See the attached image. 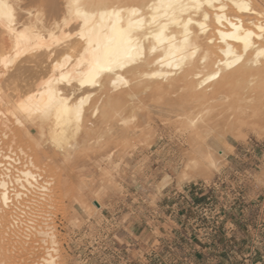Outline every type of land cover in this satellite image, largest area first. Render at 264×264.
<instances>
[{"label": "bare ground", "instance_id": "obj_1", "mask_svg": "<svg viewBox=\"0 0 264 264\" xmlns=\"http://www.w3.org/2000/svg\"><path fill=\"white\" fill-rule=\"evenodd\" d=\"M54 1L47 8L40 3L44 11L15 13L10 0H0V90H7L0 96V249L42 233L51 211L55 180L52 167L44 168L48 150L41 146L77 152L98 127L135 138L141 124L121 125L118 113H135L148 98L161 99L169 115L193 116L229 99L235 88V107L225 111L231 120L245 119L252 113V93L245 89L264 75V0ZM26 84L35 89L22 92ZM33 128L45 135L36 144L42 153L30 152ZM1 253L0 264L14 263Z\"/></svg>", "mask_w": 264, "mask_h": 264}, {"label": "rangeland", "instance_id": "obj_2", "mask_svg": "<svg viewBox=\"0 0 264 264\" xmlns=\"http://www.w3.org/2000/svg\"><path fill=\"white\" fill-rule=\"evenodd\" d=\"M10 1L17 13L21 8L44 11L42 8H47L52 0H46L44 6V0ZM17 62L4 68L5 72L13 71ZM30 72L33 71H25V77L31 76ZM253 82L245 89L251 91L253 98L248 103L252 107H247L252 113L245 119L231 120L227 116L234 106L231 101L237 95L235 88L230 90L232 93L228 91L229 99L208 105L193 116L169 115L161 99L148 98L140 102L135 113H118L119 119L124 115L121 125L141 124L138 135L141 134L134 135L135 138H119L120 131H107L112 139L118 137L112 140L106 130L98 127L96 139L92 135L89 144L85 142L86 146L77 149L78 154L65 153L50 144L46 148L41 146L48 150L47 163L44 162L49 167L44 168L52 167V175L47 173L51 181L55 180V186L51 185L56 187L54 203L47 212L46 223L39 228L42 233L25 236L18 241L19 245L0 249L4 261L264 264V96L257 99L264 93V75ZM24 86L20 90L26 94L31 92L30 88L35 89L32 84ZM6 94L7 90L2 88L0 96ZM101 99L100 107L105 101ZM147 107L162 113L157 111L153 115ZM33 134L35 147L30 152L42 153L36 144L46 140L45 135L36 128ZM105 143H110L112 151L106 150ZM109 153L112 163L106 158ZM55 155L57 158L52 159ZM48 168L46 171H50Z\"/></svg>", "mask_w": 264, "mask_h": 264}]
</instances>
